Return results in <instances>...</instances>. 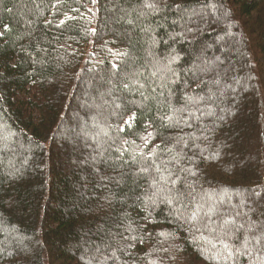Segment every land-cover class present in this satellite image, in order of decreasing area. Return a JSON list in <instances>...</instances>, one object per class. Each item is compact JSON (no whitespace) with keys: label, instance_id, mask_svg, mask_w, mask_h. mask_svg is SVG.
Returning <instances> with one entry per match:
<instances>
[{"label":"trees","instance_id":"16d2710c","mask_svg":"<svg viewBox=\"0 0 264 264\" xmlns=\"http://www.w3.org/2000/svg\"><path fill=\"white\" fill-rule=\"evenodd\" d=\"M235 80L251 108L223 125ZM96 87L82 151L73 109ZM245 140L258 159L236 167ZM234 195L246 225L213 203ZM263 238L264 0H0V264H264Z\"/></svg>","mask_w":264,"mask_h":264},{"label":"rangeland","instance_id":"374dc122","mask_svg":"<svg viewBox=\"0 0 264 264\" xmlns=\"http://www.w3.org/2000/svg\"><path fill=\"white\" fill-rule=\"evenodd\" d=\"M253 21L250 23L252 27H254V24H252ZM225 25V24H224ZM228 24H226V27L229 28L230 26H227ZM221 26V24L219 25ZM225 27V26H224ZM232 30V27L230 29V31ZM257 31H260V30H257ZM256 29L255 30H252L251 31V38H254V34H256ZM217 39V43L221 46V49L216 53L217 55V58H214L216 59L215 61V64H212V66H208V70H206V72L208 71L209 74H211L212 76L216 77V74H217V67L219 66V64H222L223 63V57L224 55L227 54L228 50H226V46L229 47L233 42L226 36V35H222L220 34ZM238 43V44H237ZM240 43L235 40V43L234 45L237 47V48H240L239 45ZM202 53V54H201ZM200 54H201V57L199 59V67H198V70H203L205 68V63L204 62V53H203V49L200 51ZM221 58H220V57ZM228 68H227V75L232 77V78H236V76L238 75V78H239V75H242L240 74V72L237 74L235 72V68H236V65L234 64H231V63H228L227 64ZM240 70V69H239ZM201 75H202V71H200ZM219 73V71H218ZM241 80V79H240ZM89 82H86L84 81V86H88ZM228 85V84H227ZM216 87H219V85L216 84ZM252 84L250 81H245V82H242L240 83V85H238V81L235 80V82L230 86V89L228 86H226V90L223 89V95H227V106H229L228 108L232 111V113H230V110L227 111V114L226 115H223L222 118H219V121H220V124H223V125H227L229 124L230 122H233V121H237L241 118V113L238 114L237 112L239 111L238 108H240L241 110V103L239 102V99L238 97H244L245 98V102H246V105H247V100L250 99L249 97H251L253 91H252ZM84 88V87H83ZM81 89V91L78 93V96L75 100V107H74V113L75 112H78L80 113V117H79V122H77V128L75 131L71 132L69 135L72 134L71 136V140H77L78 141V144H77V148H80L82 147V151H84V148L85 147H89L90 145H94V142H93V138L96 137L94 135H96L99 131H95L94 132V129L96 126H92L90 125L88 121H90L91 118H94V115L96 116H105V113L102 112L103 110H101V108L103 107V104H108L109 102H106L105 101V95L104 94H101L103 92V90H100L99 88L96 87V90H92V93H88L87 91H85L84 89ZM86 89V87H85ZM88 89V87H87ZM228 93V94H227ZM101 94V96H100ZM110 95V93L108 94V96ZM112 99V98H111ZM252 99V97H251ZM253 100V99H252ZM115 104V108H116V102H114ZM73 105V103H72ZM247 108H251L250 106L247 105ZM217 109V108H215ZM116 110V109H115ZM208 114L209 116H214L216 114V111L214 112L213 109L210 107L208 109ZM102 112V113H101ZM242 112V111H241ZM70 118H72L70 116ZM69 120H72V119H69ZM128 122H131V118H129ZM88 124V126H86L85 124ZM94 123L97 124V122L95 121ZM99 127V126H98ZM93 133V135L90 137H86V133H85V130L88 129ZM100 135V134H99ZM101 137H103V135H101ZM99 140V139H98ZM96 140V141H98ZM101 141V140H100ZM249 140H245L244 141V144H245V149L247 152L244 153V150H243V147H242V150L240 153H242L243 157L241 158V155L239 154L238 155V152H235L236 155H233L234 157V165L236 167H243L244 163H247V162H256V160L258 159V156H257V153H255V144L252 143V140L249 141ZM247 142V143H246ZM73 143V141H72ZM74 145V143H73ZM102 147H101V146ZM98 147V145H96L95 147L97 148H94L96 150H101V149H104L105 148V142H101ZM245 154V155H244ZM160 186L163 188V186L160 184ZM235 196V195H234ZM235 200V203H236V207L237 208H232V207H228L229 209L225 208L227 206H231V198H224V197H219L217 198L216 200L213 201V203L216 205H220V206H225L223 207L225 209V212L227 214V218H231V219H235L236 218V224L240 223V222H237V221H242L244 220L245 222V225L247 223V220H248V216H249V213L252 212L251 209L252 207L255 205H251V201L249 200V198L247 199L246 197H240L238 195H236L234 197ZM167 203H169V201H167ZM251 205V207H250ZM239 210V211H238ZM201 212V210H200ZM199 213V211H198ZM204 213V212H203ZM202 213V214H203ZM184 218H187V215L184 217ZM198 223L201 221L200 220V216H198ZM241 218V219H240ZM239 219V220H238ZM207 221H211L212 218L207 214V218H206ZM249 224L252 225V223L249 222ZM246 227V230H244L247 234H251L253 235L255 233V230L254 228L250 227V226H245ZM254 227V225H253ZM240 229L243 230L242 227H239ZM252 231H253V234H252ZM258 236V234H256ZM249 237V236H248ZM259 237V236H258ZM255 235L252 237V241L254 244L255 243ZM251 240V239H250ZM249 240V241H250ZM246 242L248 243V239L246 238ZM243 243V242H242ZM261 245L264 246V238L261 240ZM212 248H210L211 250H214L216 249L217 250H220L219 248H215V244H212ZM243 246L241 249H247L249 248V245H239V247Z\"/></svg>","mask_w":264,"mask_h":264},{"label":"snow or ice","instance_id":"6c2138e0","mask_svg":"<svg viewBox=\"0 0 264 264\" xmlns=\"http://www.w3.org/2000/svg\"><path fill=\"white\" fill-rule=\"evenodd\" d=\"M149 136H151V134H149ZM147 139V138H146ZM225 247L227 248L228 247V245H225Z\"/></svg>","mask_w":264,"mask_h":264}]
</instances>
